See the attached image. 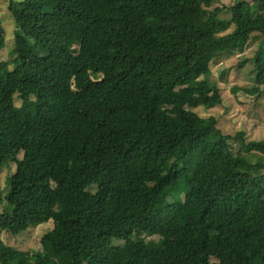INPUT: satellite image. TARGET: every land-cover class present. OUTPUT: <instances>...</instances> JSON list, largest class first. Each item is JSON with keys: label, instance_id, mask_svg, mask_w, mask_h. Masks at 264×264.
<instances>
[{"label": "trees", "instance_id": "16d2710c", "mask_svg": "<svg viewBox=\"0 0 264 264\" xmlns=\"http://www.w3.org/2000/svg\"><path fill=\"white\" fill-rule=\"evenodd\" d=\"M214 4L7 0L17 57L14 69L0 57V233L54 227L37 251L0 242V264H264V163L193 110L223 104L212 64L264 36V0L230 19ZM253 59L256 85L234 93L261 92L264 38Z\"/></svg>", "mask_w": 264, "mask_h": 264}, {"label": "rangeland", "instance_id": "374dc122", "mask_svg": "<svg viewBox=\"0 0 264 264\" xmlns=\"http://www.w3.org/2000/svg\"><path fill=\"white\" fill-rule=\"evenodd\" d=\"M243 0H215V7L222 8L220 16L225 19L232 17L230 7ZM0 23L6 31V45L0 52L1 59L9 62L10 68L14 69V61L17 57V51L14 49L16 24L7 10V0H0ZM259 32L253 33L250 45L247 49L246 55L234 54L232 56H225L217 59L212 64L213 79L219 82L223 90V104L218 107L207 109L204 106L193 109L201 117L215 116L218 119L219 126L226 134L235 136L236 143H234L235 151L245 155L251 162L264 163V153L249 152L243 148V141L240 136L241 132L245 133L247 141H261L264 140V86H261L259 95L246 94L243 91L234 93L231 88H252L256 85L254 72V54L263 40ZM77 51L80 50L79 44H75ZM246 62L239 65L243 58L246 57ZM245 59V58H244ZM18 103V99H16ZM22 157V155H20ZM12 171L15 165L12 166ZM264 172V171H263ZM7 171L2 174V184L4 185ZM9 175V174H8ZM97 187L90 188L91 191H96ZM171 200V198H169ZM2 212V205L0 204V213ZM54 227L53 221L40 225L37 228L30 227L20 234H12L9 232L0 233V242L7 247L17 251H34L41 249L42 238ZM146 237V240L153 241L157 244L159 237Z\"/></svg>", "mask_w": 264, "mask_h": 264}]
</instances>
